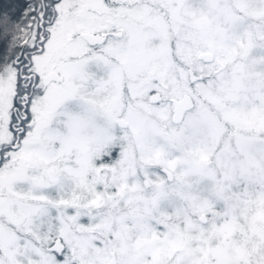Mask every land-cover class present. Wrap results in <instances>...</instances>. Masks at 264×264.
Segmentation results:
<instances>
[{"label": "snow or ice", "instance_id": "snow-or-ice-1", "mask_svg": "<svg viewBox=\"0 0 264 264\" xmlns=\"http://www.w3.org/2000/svg\"><path fill=\"white\" fill-rule=\"evenodd\" d=\"M0 264H264V0H0Z\"/></svg>", "mask_w": 264, "mask_h": 264}]
</instances>
